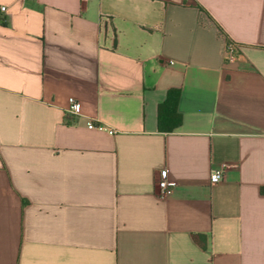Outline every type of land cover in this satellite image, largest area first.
Returning a JSON list of instances; mask_svg holds the SVG:
<instances>
[{"label": "crops", "instance_id": "crops-1", "mask_svg": "<svg viewBox=\"0 0 264 264\" xmlns=\"http://www.w3.org/2000/svg\"><path fill=\"white\" fill-rule=\"evenodd\" d=\"M0 264H264V0H0Z\"/></svg>", "mask_w": 264, "mask_h": 264}, {"label": "built area", "instance_id": "built-area-1", "mask_svg": "<svg viewBox=\"0 0 264 264\" xmlns=\"http://www.w3.org/2000/svg\"><path fill=\"white\" fill-rule=\"evenodd\" d=\"M28 2H36L38 0H24ZM2 11L6 10V7L1 8ZM239 46L231 41L227 42V47L225 49V57L227 60L231 61L233 59L239 58ZM169 64H173V61H169ZM80 113V103L74 99H69V110L68 114L71 116H78ZM89 127L91 129H104L103 126H96L94 123H90ZM224 178L223 171H213L210 176L212 183H220ZM177 186V183L170 178V173L168 168L160 170L157 174V194L161 199H165L171 196L174 193V189Z\"/></svg>", "mask_w": 264, "mask_h": 264}, {"label": "trees", "instance_id": "trees-1", "mask_svg": "<svg viewBox=\"0 0 264 264\" xmlns=\"http://www.w3.org/2000/svg\"><path fill=\"white\" fill-rule=\"evenodd\" d=\"M176 111V93L171 91L169 93L167 101L161 105V112H163V117L170 118Z\"/></svg>", "mask_w": 264, "mask_h": 264}]
</instances>
